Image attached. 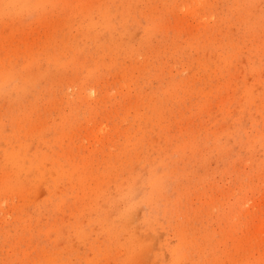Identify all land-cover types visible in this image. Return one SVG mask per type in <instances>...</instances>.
Listing matches in <instances>:
<instances>
[{
	"label": "rangeland",
	"instance_id": "rangeland-1",
	"mask_svg": "<svg viewBox=\"0 0 264 264\" xmlns=\"http://www.w3.org/2000/svg\"><path fill=\"white\" fill-rule=\"evenodd\" d=\"M0 264H264V0H0Z\"/></svg>",
	"mask_w": 264,
	"mask_h": 264
}]
</instances>
